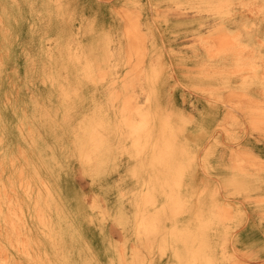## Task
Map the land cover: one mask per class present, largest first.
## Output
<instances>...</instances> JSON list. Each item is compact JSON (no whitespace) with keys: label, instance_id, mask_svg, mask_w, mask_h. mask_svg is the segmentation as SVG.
Instances as JSON below:
<instances>
[{"label":"rangeland","instance_id":"rangeland-1","mask_svg":"<svg viewBox=\"0 0 264 264\" xmlns=\"http://www.w3.org/2000/svg\"><path fill=\"white\" fill-rule=\"evenodd\" d=\"M169 1L159 0L161 4ZM188 1L180 0L184 7ZM115 2L0 0V264H42L40 256L45 254V264H112L114 250L122 241L116 219L121 216L132 220V193L141 183L151 180L153 184L155 180L157 166L151 164L149 149L142 156L133 157L129 156L130 150L115 149L119 141L129 144L125 127H118L119 134L105 133L111 151L105 153L99 149L96 158L91 161L85 158L79 129L88 119L85 109L65 112L55 95L45 89L50 82L36 71L42 67L46 46L51 47L58 41L65 49L61 53L73 57V48L96 40L89 50L90 57L98 65L103 63L110 75L94 87V96L96 103L106 108L107 85L114 76L120 80L126 61L127 42L122 36V24L118 26L113 15L118 5ZM201 15V30L192 31L200 33L196 39L205 40L210 33L220 31L244 52L253 49L264 53V0H231L228 13L220 15L202 10ZM145 16L152 31L160 34L162 29L163 38L185 54L188 45L182 40H188L190 35L177 37L195 26L197 17L166 9H160L157 19L151 18L149 9ZM213 46L210 51L213 58L207 65L209 69H204L206 72L213 71L212 63L223 53L221 49L216 51L217 43ZM96 74L95 70L97 77ZM234 79V84H239L240 79ZM203 82L168 59L159 84L168 108L177 111L184 103L187 112L208 123L212 122L208 109L214 104L205 102L204 95L191 87L204 85ZM231 97H225V102ZM235 118L239 121L235 127L237 132L259 140L255 152L264 157V143H261L264 137L259 136L262 131L255 130L241 112L235 111ZM115 124V120L110 123ZM214 135L204 140V149L229 145L220 127ZM232 151L229 146L228 154L223 150L215 153L214 163H221L222 168L211 173L200 171L203 189L213 179L230 175L226 168ZM42 184L52 193V233L61 232L57 235V249L47 240L46 229L36 217L40 192L45 189ZM94 196L104 203L105 215L93 206ZM156 198L161 201L163 195L158 194ZM244 210L247 215L257 211L249 205ZM254 215V223L260 228L258 221L263 222L264 218L259 211ZM192 222L187 218L177 225L190 227L194 234L197 229ZM259 230L257 234L249 225L236 250L247 264H264V241L259 240L262 235ZM156 262L174 264L169 256Z\"/></svg>","mask_w":264,"mask_h":264},{"label":"bare ground","instance_id":"bare-ground-1","mask_svg":"<svg viewBox=\"0 0 264 264\" xmlns=\"http://www.w3.org/2000/svg\"><path fill=\"white\" fill-rule=\"evenodd\" d=\"M230 2L189 0L185 6L189 11L183 10L180 0L166 4L159 0H116L113 15L118 26L122 24V36L127 42L125 72L120 80L114 76L107 85L106 108L98 105L94 96V87L110 75L103 63L98 65L90 57L89 50L96 40L73 48V57L61 53L65 49L58 41L44 48V62L36 71L50 82L45 89L55 95L65 112L85 109L88 116L86 124L79 128L85 158H96L99 149L111 151L105 133L119 134L118 127H125L129 144L119 141L115 149L130 150L131 157L142 156L149 149L151 164L157 166L153 184L147 180L132 193V220L121 216L116 219L122 241L114 250L112 264H159L157 259L168 256L174 264H247L236 250L249 226L243 222L248 217L244 207L249 205L264 218V157L255 152L259 140L237 132L235 111L241 112L264 137V53L253 49L244 52L224 32L210 33L205 40L196 39L200 33L192 32L201 30L202 10L221 15L228 13ZM148 9L153 19H157L160 9L197 17L195 26L177 37L190 35L188 40H182L188 45L185 54L163 38L162 29L160 34L152 31L145 16ZM214 43L216 51L221 49L223 53L212 63L213 71L206 72ZM168 59L204 81V85L191 87L204 95L205 102L214 104L208 109L212 122L191 115L184 103L177 111L168 108L159 84ZM234 78L240 79L239 84H234ZM229 95L234 102L231 98L225 102ZM112 120L116 121L114 126L110 125ZM218 127L229 145L204 149V140L216 136ZM152 137L156 138L152 141ZM229 146L233 148L226 168L230 175L213 179L203 189L200 171L211 173L222 168L221 163H214L215 153L223 150L228 154ZM43 187L36 217L46 229L47 240L57 249V235L61 232L52 233V193ZM156 194L163 195V199L158 201ZM92 202L101 215L106 214L104 203L97 196L92 197ZM187 218L196 224L194 234L190 227L177 225ZM260 220L259 240L264 241V221ZM46 258V254L40 256L42 264Z\"/></svg>","mask_w":264,"mask_h":264},{"label":"crops","instance_id":"crops-1","mask_svg":"<svg viewBox=\"0 0 264 264\" xmlns=\"http://www.w3.org/2000/svg\"><path fill=\"white\" fill-rule=\"evenodd\" d=\"M254 214H258V211H253L250 215L248 214L247 221H248V225H250L255 230V232L259 234L260 228L256 226L254 223L256 222V217ZM253 260H256V259H253Z\"/></svg>","mask_w":264,"mask_h":264}]
</instances>
